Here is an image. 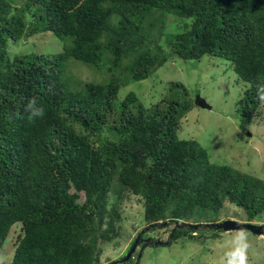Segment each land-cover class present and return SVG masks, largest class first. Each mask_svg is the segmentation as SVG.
Segmentation results:
<instances>
[{
  "label": "trees",
  "instance_id": "1",
  "mask_svg": "<svg viewBox=\"0 0 264 264\" xmlns=\"http://www.w3.org/2000/svg\"><path fill=\"white\" fill-rule=\"evenodd\" d=\"M42 33L67 41L64 50L11 56L9 45ZM204 58L227 62L247 85L242 125L264 119V0H0V254L20 225L11 264H101L132 198L148 233L173 241L217 237L173 228L222 222L225 202L262 220L264 180L180 138L194 105L182 83L171 81L153 109L133 92L119 99L170 61ZM73 67L108 80H83Z\"/></svg>",
  "mask_w": 264,
  "mask_h": 264
},
{
  "label": "rangeland",
  "instance_id": "2",
  "mask_svg": "<svg viewBox=\"0 0 264 264\" xmlns=\"http://www.w3.org/2000/svg\"><path fill=\"white\" fill-rule=\"evenodd\" d=\"M174 29H177L176 22L168 25L169 31ZM66 44L67 41L58 39L52 33H42L27 42L9 45L8 51L11 56L51 55L62 52ZM215 60V64L213 60L206 58L191 63L170 61L151 78L121 87L119 99L123 100L133 92L145 109H153L166 97L171 81L182 83L189 90L194 105L181 120L180 138L198 141L207 150L212 163L229 165L264 180V119L252 120L249 125H242L238 101L247 85L228 68L227 62ZM72 63L77 65L74 61L69 65ZM73 68L83 80L90 82L108 80L107 74H100L94 68H89V71ZM76 79L79 80V76L76 75ZM73 85L77 86L75 83ZM198 97L204 99L211 109L197 106ZM182 100L184 101V98ZM165 107L166 103H163L161 108ZM121 212L123 215L121 238L115 244L108 243L103 246L101 264H110L124 258L132 249L136 235L147 226L143 206L137 198L126 200ZM219 216L220 220L229 218L242 222L246 220L245 212L229 202H225ZM262 222L264 223V218L254 221L257 224ZM19 231L20 225H16L11 237L4 244L0 264H11L14 256L12 245ZM199 233L210 237L211 231L200 230ZM169 234V231L160 229L149 236L167 242L171 239ZM233 255L243 256L245 264H264V237L249 232L222 231L218 232L217 237L205 239L192 238L187 233L168 246L147 247L142 252L139 264H228Z\"/></svg>",
  "mask_w": 264,
  "mask_h": 264
},
{
  "label": "water",
  "instance_id": "3",
  "mask_svg": "<svg viewBox=\"0 0 264 264\" xmlns=\"http://www.w3.org/2000/svg\"><path fill=\"white\" fill-rule=\"evenodd\" d=\"M196 105L202 108H207V109H211L210 105L207 104V102L202 99L201 97H198L196 100ZM172 222H166L163 225H171ZM160 224H157L156 227H159ZM152 229V227L148 226L145 228V230L140 231V233L138 234L134 245L132 247V249L129 251V253L122 258L121 260L117 261V262H112L110 264H129V261L131 260V258L134 256V254L136 253L138 247L142 245L140 251H139V255H138V259L141 258L142 252L144 251V249H146L147 247L150 246H168L170 245L173 240L172 238L165 242L162 241L160 239L157 238H153V237H148L146 239L142 240L143 235H146L150 230ZM195 230V231H200V230H210V231H215V232H249L251 234L254 235H258V236H264V223L262 224H257L254 222H242V221H238L236 219H226L223 220L222 222H218V223H200V224H189L186 222H176L175 227L173 228V231H177V230ZM138 264V263H136Z\"/></svg>",
  "mask_w": 264,
  "mask_h": 264
},
{
  "label": "clouds",
  "instance_id": "4",
  "mask_svg": "<svg viewBox=\"0 0 264 264\" xmlns=\"http://www.w3.org/2000/svg\"><path fill=\"white\" fill-rule=\"evenodd\" d=\"M260 92H261L260 99L264 100V88H262L260 90ZM35 103H36V101H35V99H33L29 103V108H31L33 110L34 115H42L43 114V109L42 108H35L34 107ZM244 222H247V221H244ZM228 264H245V260H244L243 256L233 255V257L229 260Z\"/></svg>",
  "mask_w": 264,
  "mask_h": 264
},
{
  "label": "flooded vegetation",
  "instance_id": "5",
  "mask_svg": "<svg viewBox=\"0 0 264 264\" xmlns=\"http://www.w3.org/2000/svg\"><path fill=\"white\" fill-rule=\"evenodd\" d=\"M263 223V222H262ZM139 234V233H138ZM138 234L136 235V237H135V240H136V238H137V236H138ZM150 235V233H147L146 235H143V237H142V240L143 239H146V238H148V237H150L149 236ZM170 235V234H169ZM170 237V236H169ZM135 242V241H134ZM134 244V243H133ZM132 244V245H133ZM142 245L143 244H141L139 247H138V249H137V251H136V253L134 254V256L131 258V260L129 261V264H136V263H138V255H139V251H140V249H141V247H142ZM133 247V246H132ZM131 250V249H130ZM145 250V249H144ZM138 254V255H137ZM135 256H137L136 258H135ZM133 259H135V261L133 262ZM138 260V261H137Z\"/></svg>",
  "mask_w": 264,
  "mask_h": 264
}]
</instances>
